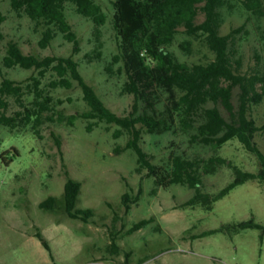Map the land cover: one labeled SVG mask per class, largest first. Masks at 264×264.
<instances>
[{
  "label": "rangeland",
  "instance_id": "obj_1",
  "mask_svg": "<svg viewBox=\"0 0 264 264\" xmlns=\"http://www.w3.org/2000/svg\"><path fill=\"white\" fill-rule=\"evenodd\" d=\"M96 1L106 14L105 24L98 27L99 35L95 33L97 26L92 19L77 13L72 4L66 5L67 18L80 41V51L75 59L80 63L83 77L103 102L117 114H127L134 97L122 93L126 75L124 72L112 75L106 71V65L118 52L113 24L114 0ZM0 10L7 16L2 24L5 38L0 40V84L3 77L24 82L36 73L34 69L3 65L11 40L18 42L25 54L40 58L72 54L73 44L62 34L57 35L47 48H41L39 40L43 28L24 12L12 10L9 0H0ZM222 15L223 33L245 25L238 34V48L244 57L245 68L255 64V54L259 53L264 71V16L249 13L238 0H227ZM186 40L191 41L190 52L180 46ZM99 41L103 45L102 58L89 62L85 57L93 54ZM172 49L181 60L188 62L211 56L200 40L184 32L177 35ZM119 67L120 64L114 66L115 70ZM47 78H51L50 74ZM52 95L56 100H63L58 110L64 116L88 108L77 82L71 89H54ZM23 98L26 103L32 99L29 94ZM6 100L9 106L6 110L0 107V116L2 113L10 116L22 109L14 97ZM256 116L259 124L264 123V104L258 107ZM87 124L88 121L82 118L73 126L47 121L40 127L41 137L34 134L30 126L16 129L0 126V153L11 147L19 151L8 165L0 159V264H122L126 251H131L132 260L150 256L143 264H264V242L261 245L257 228L241 230L232 237L218 232L194 240L184 238L185 230L191 227H194L193 233H199L252 217L264 224L263 183L250 180L239 185L218 200L213 209L207 210L201 205L181 206L194 194L193 189L174 185L165 190L154 179L145 177L141 199L126 213L121 196L130 188H134L133 194H136L141 181L136 172V153L131 149L120 154L114 151L117 146H125L128 134L115 139V125L108 127L101 123L88 132ZM257 141L264 151V134H259ZM143 147L154 154L157 163L167 162L172 153H182L190 157L220 156L249 171L260 168L258 156L238 140L214 148L191 144L187 135L168 132L145 134ZM66 171L82 183L77 206L93 209L98 223H84L68 217L60 209L39 207V203L50 195L63 204ZM233 177V168L227 164L217 165L213 174L205 176L203 190L215 193ZM150 216L155 217L154 222L130 236L120 234L134 222ZM37 230L48 240L53 259L35 236ZM111 231L119 235V255L107 251Z\"/></svg>",
  "mask_w": 264,
  "mask_h": 264
},
{
  "label": "trees",
  "instance_id": "obj_2",
  "mask_svg": "<svg viewBox=\"0 0 264 264\" xmlns=\"http://www.w3.org/2000/svg\"><path fill=\"white\" fill-rule=\"evenodd\" d=\"M12 10L24 12L38 26L42 27L39 40L41 48H47L55 37H62L73 44L68 56L48 55L37 57L25 54L18 42H8L2 63L7 68L21 67L34 69L35 74L24 82L3 77L0 84V107L7 109V97H14L20 109L13 115L0 116V126L11 129L30 126L34 134L40 135V127L47 121L66 122L73 126L79 118L86 119L87 131L101 123L108 127L115 125L113 137L128 134L124 147L117 146L116 154L131 149L137 155L136 172L141 176L139 190L134 188L121 196V205L129 213L143 193L142 180L154 179L155 183L169 190L174 185L187 186L194 194L181 206L201 205L207 210L228 195L237 186L250 180L264 184V151L257 141L264 134V123L259 124L256 116L258 107L264 104V71L261 69V55L255 54V64L245 68L244 57L238 48V34L245 25L232 27L223 33L222 7L227 0H114L113 24L117 34L118 52L106 65L109 74L126 75L122 87L123 94L133 95L134 101L127 114H117L100 98L80 71V63L75 55L80 51V41L66 14V5L72 4L77 13L88 17L99 26L106 22V14L96 0H9ZM244 8L256 16H264V0H238ZM7 19L0 10V40L5 38L2 24ZM181 28L183 29L181 31ZM198 39L211 56L188 62L181 60L173 51L177 35ZM191 41L181 43V48L190 52ZM102 43L99 41L93 54H87L89 62L102 58ZM115 64L120 67L115 70ZM50 74L51 78L47 76ZM77 82L82 98L88 108L80 113L64 116L52 91L57 88L71 89ZM238 90V92H237ZM32 99L26 103L24 95ZM70 100V99H68ZM185 134L191 144L211 145L220 148L229 141L238 140L248 151L260 160L257 171H249L220 156L209 158L172 153L165 163L155 162V156L143 147L145 134L164 133ZM61 150V142L57 141ZM19 155L16 147L0 153L1 161L8 165ZM227 164L234 170L233 179L215 193L203 190L204 178L213 174L217 165ZM63 204L56 196L50 195L39 203L43 210L60 209L68 217L84 223H98L91 208L77 206L82 183L73 179L66 171ZM111 206V203H108ZM116 219V217H115ZM155 221L154 216L142 218L125 229L122 236H130ZM193 228L185 230V237L197 239L218 232L230 237L241 230H260V243L264 242V224L252 217L236 223L222 224L220 227L193 233ZM35 236L53 259L52 251L44 234L37 230ZM119 235L110 232L107 251L112 255L121 254ZM122 264H143L150 256L132 260L131 251H126Z\"/></svg>",
  "mask_w": 264,
  "mask_h": 264
}]
</instances>
